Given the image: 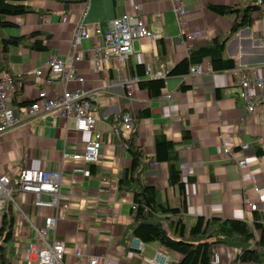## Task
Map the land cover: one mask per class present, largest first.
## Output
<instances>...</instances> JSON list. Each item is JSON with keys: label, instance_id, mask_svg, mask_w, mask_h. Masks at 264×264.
Wrapping results in <instances>:
<instances>
[{"label": "crops", "instance_id": "1", "mask_svg": "<svg viewBox=\"0 0 264 264\" xmlns=\"http://www.w3.org/2000/svg\"><path fill=\"white\" fill-rule=\"evenodd\" d=\"M182 2L187 9L184 17L187 30L200 32L198 39L184 44L169 0H90L87 4L85 0L67 4L26 0L20 4L32 12L10 18L12 27L2 30V35L13 37L37 32L36 39L46 48L41 52L7 48L8 72L2 71L0 75L8 73L17 78L14 89H20V103H28L43 88L41 79L31 74L33 70L51 58L70 61L71 34L82 20L85 8L82 24L88 27L103 24L124 12H134L156 37L133 41L132 54L125 62L111 59L99 70L92 69L91 58L85 53L91 46L90 40H82L74 50L78 61L72 64V72L83 79L80 87L98 104L94 118L95 128L101 134L100 159L88 167L87 178L72 173V168L82 166L81 163L62 159L64 154L79 153L89 136L75 132L70 119L60 120L54 114L29 120L21 117L19 125L0 134V175L14 177L24 168L56 170L62 174L60 194L67 206L66 218L56 222L48 239L55 238L62 243L65 264H80L72 256L77 248L86 255L99 256L103 264H156L146 262L154 256L165 264H177L180 260L178 254L156 243L142 244L136 239L123 241V245L119 243V226L129 222L131 209L129 194L116 187L122 171L130 164V157L120 142L129 133H134V143L141 149L146 164L154 157L156 136L174 144L188 217L250 222L253 212L244 210L243 200L264 207V104L247 113L244 101L237 96L242 75L248 80L264 76V7L257 0ZM134 4L139 7L138 12L133 10ZM209 6L238 10L255 6L256 9L250 15L249 25L229 36L234 15L217 16L207 9ZM212 41L224 42L222 58L232 62L230 69L212 71L208 57H196L197 51L210 46ZM187 58L192 60L190 66H202V74L189 76L187 69L184 75H167L172 67ZM146 67L159 72L161 78L146 79ZM45 76L44 71L41 78ZM131 76L140 81L162 80L163 87L156 98L150 99L137 85L133 98L126 102L120 82ZM62 88L58 84L53 90L59 92ZM66 88H79V84L70 83ZM46 92L51 94V89ZM10 106L16 107L11 103ZM144 109L148 110V116L139 119L138 113ZM123 111L130 112L134 122L129 132L123 131L118 122ZM182 132L188 135L185 140ZM242 145H247V149L242 150ZM223 148L226 153L222 152ZM240 160L245 161L244 169L237 165ZM142 181L162 193L171 206L176 204V193L166 185L164 163L148 164ZM42 198L49 200L46 196ZM19 199L29 220H38V223L55 214L49 209H32L27 195ZM13 230L15 239L32 241L33 232L15 216ZM216 252L220 264H240L232 262L231 249L219 247Z\"/></svg>", "mask_w": 264, "mask_h": 264}, {"label": "built area", "instance_id": "2", "mask_svg": "<svg viewBox=\"0 0 264 264\" xmlns=\"http://www.w3.org/2000/svg\"><path fill=\"white\" fill-rule=\"evenodd\" d=\"M90 0H85L87 4ZM170 10L172 11L178 27L180 41L185 42L196 40L200 37L199 31H188L184 20L187 14L186 6L182 0H169ZM257 3L264 7V1L257 0ZM135 12L139 11L137 5H133ZM86 8L82 12V20ZM78 22L72 31L69 48L71 57L68 63L51 58L31 74L35 79H41L42 89L37 90L33 99L22 107L13 108L10 106L11 95L14 91V80L8 73L0 75V134L16 127L22 120L35 118L43 114H54L60 120L70 119L73 122L75 132L87 133V141H83L82 150L79 153L62 155V159L81 163L82 166L72 168V173L89 176L88 167L95 165L100 159L101 134L95 128V115L97 111V100L87 95V92L80 87L83 79L77 77L72 72V64L78 61L73 54L75 48L82 40H90L91 46L85 51L91 58V67L93 70H99L104 63L111 59H117L121 63L125 62L132 54V42L140 39L154 40L156 37L147 28L143 19L132 14L124 12L121 16L110 19L103 24L86 26ZM45 71L46 76L41 78ZM203 72L201 65L190 66L188 75H200ZM144 76L146 79H160L159 72L152 71L149 67L145 68ZM140 79L131 76L123 79L120 84L123 89V98L129 102L134 95L137 84ZM70 83L79 84V88L68 90L66 86ZM58 84L62 85L61 91L53 90ZM240 90L237 93L238 98L245 103V110L250 113L258 105L264 104V76L248 80L245 74L242 75L239 84ZM46 89H51V94H47ZM248 91L252 93L248 94ZM120 125L123 131L129 132L134 122L130 112L123 111L120 114ZM242 150L247 149V145L241 146ZM226 153V149H222ZM240 169H244L245 161L237 162ZM63 176L59 171L41 170L33 168H24L18 171L17 175H0V210L5 204H11L15 210V217L25 225L28 230L33 232V239L26 244L25 248H16L12 264H65L63 260L64 247L60 241L55 238L48 239L50 231H54L56 222L66 218L67 206L63 204V198L60 194V186ZM30 197V206L35 211L40 209H49L55 211L51 217H44L38 223V220H29L28 216L14 198L11 192ZM49 197V200H42L41 197ZM242 206L246 212H261L264 214V207L244 199ZM60 210V211H59ZM74 260L80 264H103L99 256H90L84 254L80 249H75L72 253ZM156 264H165V261L159 262L158 256H154L151 261ZM210 264H220L217 252L211 257Z\"/></svg>", "mask_w": 264, "mask_h": 264}, {"label": "trees", "instance_id": "3", "mask_svg": "<svg viewBox=\"0 0 264 264\" xmlns=\"http://www.w3.org/2000/svg\"><path fill=\"white\" fill-rule=\"evenodd\" d=\"M26 0H0V72H8L6 67L7 48L22 47L36 52L45 51L43 43L36 39L37 32L18 37L4 36L2 30L12 27L9 19L32 12L20 4ZM67 4L72 0H55ZM264 1V0H262ZM207 9L220 17L234 15L228 31L231 36L238 29L247 27L250 15L255 6H247L241 10L209 6ZM224 42L212 41L211 45L197 51L196 57H208L212 71L218 72L232 67V62L222 58ZM189 58L183 59L168 72V76L184 75L191 63ZM140 76L141 68L137 69ZM14 83L17 78L13 75ZM138 88L147 92L153 99L159 95L163 87L162 80L140 81ZM16 88V87H15ZM20 89H14L10 103L15 108L27 103L18 102ZM148 116V110L138 113V118ZM120 123V117L118 119ZM120 135V134H119ZM118 135V136H119ZM182 132V140L187 137ZM160 137V138H159ZM134 133L121 139V145L130 157V164L124 169L117 181V189L129 194V222L119 226L120 242L136 239L142 244L156 243L163 249L180 256L177 264H210L212 254L219 247L229 248L234 252L232 262L240 264H264V214L253 212L251 221L222 219L218 217L190 218L186 215V198L183 195L181 170L178 167L174 144L161 136L154 139V157L146 164L141 149L134 143ZM155 162L166 165V185L176 193V204L171 206L153 186L142 181V174L148 164ZM15 210L11 204H5L0 210V264H12L14 246ZM14 245V244H13Z\"/></svg>", "mask_w": 264, "mask_h": 264}, {"label": "rangeland", "instance_id": "4", "mask_svg": "<svg viewBox=\"0 0 264 264\" xmlns=\"http://www.w3.org/2000/svg\"><path fill=\"white\" fill-rule=\"evenodd\" d=\"M11 196L14 198V200H15V202L17 203V204H21V200L19 199V197L20 196H22V195H19V194H17V193H15L14 191L13 192H11ZM42 200H44V198H42ZM14 244V245H13ZM26 244L27 243H25V241L23 240V239H17V242H12L11 243V245H9V246H14L15 247V249L16 248H25L26 247ZM22 246V247H21ZM218 255V254H217ZM219 257V256H218ZM219 263H220V259H219Z\"/></svg>", "mask_w": 264, "mask_h": 264}]
</instances>
